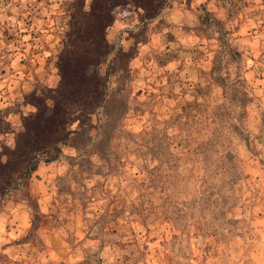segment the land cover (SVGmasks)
<instances>
[{
	"label": "clouds",
	"instance_id": "clouds-1",
	"mask_svg": "<svg viewBox=\"0 0 264 264\" xmlns=\"http://www.w3.org/2000/svg\"><path fill=\"white\" fill-rule=\"evenodd\" d=\"M0 264H264V0H0Z\"/></svg>",
	"mask_w": 264,
	"mask_h": 264
}]
</instances>
